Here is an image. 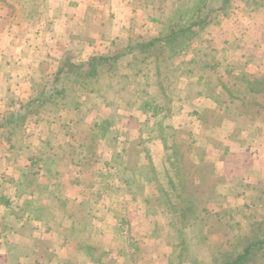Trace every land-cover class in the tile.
<instances>
[{
  "label": "crops",
  "instance_id": "obj_1",
  "mask_svg": "<svg viewBox=\"0 0 264 264\" xmlns=\"http://www.w3.org/2000/svg\"><path fill=\"white\" fill-rule=\"evenodd\" d=\"M85 1L67 0L62 9H56L50 21L37 29L32 38L37 39L34 43L30 38L20 46L15 45L9 37L10 26H0L1 58L12 44L25 51L23 57L15 54L8 57L10 64L24 65L27 72L23 83L15 85V99L26 103L36 95L32 82L44 75L41 63L56 65L65 54L74 62L94 59L110 54L112 39L133 38L135 28L147 32L146 26L154 31L160 27L151 19L150 5L134 8L132 0H106L103 5L107 12L98 16V10L84 4ZM255 2L230 0L224 13L219 9V2H211L213 7L209 2L206 4L202 14L208 13L209 21L203 28L193 29L198 38L180 54L178 71L169 75L170 79H180L173 86L175 90L180 91L187 81L203 87L195 92L199 95L198 104L191 109L176 107L178 116L169 109L171 120L164 121L163 125L157 121L155 130L154 123L148 122V114L128 104L117 111L106 106L94 109L91 115L104 120L95 122L99 129L101 126L99 135L92 137L84 132L78 138L79 144L91 145L86 152L75 141L78 150L70 151L74 135H65L70 123L58 115L60 112L55 119L45 120L33 114L26 125L27 138L25 135L20 138L24 145L19 151L17 141L9 145L0 139V188L7 191L0 195V264H174L173 250L180 241L179 217L173 216L171 220L168 214L161 213L168 206L165 193L171 189L161 170L170 165L175 168L180 160L175 135L181 131L179 128H185L186 114L199 127L190 142L192 149L200 154L198 158L203 162L212 163L211 148H203L202 155L195 139L202 135L200 128L207 126L203 125L206 121L201 114L205 108H213L216 96L222 94L215 91L214 81L217 83L220 76L242 74L264 81V0ZM107 18L110 21L104 24ZM40 36L45 37L43 43L38 42ZM54 47L59 49L58 55L51 52ZM42 49L46 50L44 54ZM194 49L204 51L200 60H194L191 53ZM131 57L124 54L110 60L109 72L101 75V81L116 85L129 72ZM55 68L53 65L48 75L52 76ZM0 79L7 84L11 78L8 73H1ZM6 89L3 87V94H7ZM173 103L176 101L170 100L168 106ZM225 109L232 110L234 117L224 120L222 128L231 125L248 143L243 149L245 167L264 155V121L242 106L226 105ZM113 114L120 118L119 122L112 120ZM131 119H136L138 126L131 127ZM81 123L79 127L90 128V117ZM102 123L108 127L105 135H101L105 127ZM128 134L138 136L137 140L133 141ZM227 134H224L226 139ZM223 144L224 150L219 156L224 161L226 155L234 157L235 150ZM259 162L255 170L261 178L247 181L260 182L250 188L243 184V195L264 194L260 186L264 175L261 176ZM226 190L230 191L229 184ZM240 206L236 205L235 210ZM150 248L159 254H151Z\"/></svg>",
  "mask_w": 264,
  "mask_h": 264
},
{
  "label": "trees",
  "instance_id": "obj_2",
  "mask_svg": "<svg viewBox=\"0 0 264 264\" xmlns=\"http://www.w3.org/2000/svg\"><path fill=\"white\" fill-rule=\"evenodd\" d=\"M201 1L200 5L191 8L188 6L187 0H135L136 5L139 6L145 5L147 2L152 4L151 19L160 24L155 35L148 38L138 36L127 40L112 39L110 43L113 50L110 54L99 55L97 58L87 61L74 62L71 61L70 56L65 55L49 79L43 77L40 79L41 85L35 83L36 95L20 105L16 111L19 116H15L13 113L6 122H12L14 118L22 119L21 116L26 113L38 114L41 119H44L42 117L45 116L42 114L48 111V104L54 97L59 98L63 106L74 112L75 117L81 121L85 113L101 106L110 107L115 111L121 105L133 103L138 110L149 116L165 112L168 109L166 105H169V101L172 100L170 99L171 94L174 93L165 86L163 80L165 75L162 73L164 69H169L171 72L178 71L175 62L177 54L187 51L191 42L197 38V32L193 29L195 27L203 28L209 21L208 13L202 14L206 8L207 0ZM249 1L255 2V0ZM220 3L219 9L224 13V7L227 8L230 0H221ZM255 3L258 4L259 0ZM197 52L196 49L191 51L194 60L200 57L197 56ZM124 54L132 56L128 63L129 72L123 74L116 85L99 82L100 75L108 70L110 60ZM48 85L51 89L47 88ZM215 86L220 87L228 107L242 106L246 112L264 121V81L247 78L243 74L234 77L220 76ZM80 93L83 94V99H81ZM159 96L163 98H160L161 102ZM258 97L261 100L255 101ZM245 98L247 100L250 98L254 108H248L249 104ZM157 104L160 107H157ZM99 134L100 129L97 128L91 136L96 137ZM91 140L93 139L91 138ZM90 149L91 147L88 146V150ZM165 168L166 170L161 171L164 172L166 182L171 188L165 193L169 199L168 207L172 213L179 216L177 230L180 237L178 247L181 252L173 250L175 264H180L184 260L191 264H250L264 256V213H258L260 220L253 222L256 224L251 228L249 234L244 232L245 228L243 227L238 232H234L233 227L230 226L229 230L232 229V233L221 239L229 244L222 243L221 245H232L233 242L234 245L231 250H223L220 244L214 245L210 242L207 231L204 233L201 231L213 214L209 215L202 200L198 204H193L192 192H188L189 194L187 193L183 199L184 185L182 182L181 185H178L177 182V179L182 181L183 177H181L177 166L173 168L170 165ZM174 200H183L184 204H179ZM243 209L250 210L251 205H245ZM214 215H218V212H214ZM221 223L225 224L224 221ZM253 223L250 221L247 224L250 227ZM192 226L195 229L192 230ZM198 237V247L193 252L189 247L193 243H197L194 240ZM239 239L242 240V247H240ZM204 247L206 250L202 254L201 249ZM199 252L205 257L204 261H197V258L200 257Z\"/></svg>",
  "mask_w": 264,
  "mask_h": 264
},
{
  "label": "rangeland",
  "instance_id": "obj_3",
  "mask_svg": "<svg viewBox=\"0 0 264 264\" xmlns=\"http://www.w3.org/2000/svg\"><path fill=\"white\" fill-rule=\"evenodd\" d=\"M66 1L67 0H0V26H2L3 24H4V27L6 28H7V25L10 26V28L8 29L9 34H10L9 37L14 40V43H16L15 45L18 44V46H20L23 44V41L25 42L27 39H30V38H31V43L37 42V39L32 40V38L35 37L34 35L37 29H40V27H42L45 24V21H50L49 18H51V15L54 16L56 9H59V8L62 9V5H64ZM105 1L106 0H92V1L87 0L83 3L84 4L88 3V5L91 4L94 10L96 9L98 10L97 15L99 16V14L103 15V13L107 12V7L103 5V2ZM210 1L211 2L217 1L220 3L221 0H207V3L209 2V4L210 5L212 4V7H213V3H211ZM192 2H193L192 0H187V4L191 8H194L202 3V1L200 2V0H194L195 4L193 3L191 5ZM221 3H220V6H221ZM131 4L134 8H143V7H146L147 5H150L152 7V4L150 2H147L145 5L139 6V5H136L135 0H132ZM223 5L225 6L226 4H223ZM151 12L153 15V9L151 10ZM109 21L110 19L108 18L105 19L104 24L108 23ZM144 29L147 32H143V31L139 32L140 30H137V28H135V32L132 33V37L134 38V37L140 36V37L148 38V37L155 35V33L157 32L156 29L154 31V28L148 29L147 26ZM142 34H145V36H143ZM197 38H198V35H197ZM122 40H127V39H122ZM44 41H45V37L40 36L38 42L43 43ZM15 45L14 44L10 45L9 49L6 50V54L2 56V58L0 55V63H1L0 64V75L1 73H6V74L8 73V75H10V78H11L7 84L5 83V81L3 82V80L0 79V139L1 140L4 139V141L8 142L9 145L11 144L15 145V141H17V144H18L17 151H19L20 149L23 148V145H24V143L20 142V138L23 137L27 133L26 125L29 123L30 118L33 114L26 113V115L21 116L22 119L17 120V118H14L12 122H6L9 116H11V114L13 113H15V116L16 115L19 116V113L16 111L20 107V105L23 104V102L18 101L17 99L14 98L16 95L15 92L17 91L15 89V85L19 83L22 84L23 83L22 79L27 74L26 67L24 65L10 64L8 57H11L14 54L20 57H23L25 54L23 47L17 48V46ZM57 50L59 49L57 47H54L51 49V52L55 55H58ZM45 51H46L45 49H42L41 52L44 54ZM1 52H3V49L2 51L0 49V54ZM180 54H184V53H182L181 51L177 54L176 59H175L176 63H178V61L180 60V57H179ZM186 55H188V53L186 54L185 52V56ZM202 55H204V51L198 50L197 56H200L199 60L201 59ZM3 63L5 64L3 65ZM39 65L41 67V73L44 75L38 79L36 78V80L32 82L33 87H35V83L36 85H41L42 83V81H40L41 78L45 77L46 79H49L51 76L48 74L50 73L51 68H53V65L56 66L54 70L56 71L59 63L56 65L52 64L50 66L46 65L45 63H41ZM107 68L108 70L106 72L108 73L110 66L108 65ZM220 70H223V69H220ZM170 71L171 70L169 69L163 70L162 74L165 75V78L163 80H164L165 86L170 91H172V93H174L173 95L171 94L170 99L175 100L176 103H173V105H170V106L166 105L168 109L165 112H161L159 115L154 114L153 116H150L148 118V122L150 124L154 123V130L157 127V125L155 124L157 121H160V122L162 121V125H163L164 121L168 122L169 120H171V115L169 116L170 114L169 109L172 108L173 109L172 111L175 112L177 110L176 107L184 108V109H191L193 106H195V104H198L197 97L199 95H197L195 92H197L198 89H204L198 84H192V82H189V81H187V84H182V86L184 87L180 91L173 89L174 88L173 86L175 85V83L177 82L176 80H178L179 77L176 80L175 78L170 79L171 77L169 75L172 73ZM106 72L102 73L101 75L106 74ZM101 75L99 77V82L105 84L103 80H102L103 82L101 81ZM213 83L216 84L215 81ZM107 85H111V84H107ZM3 87L4 89L5 87H7L5 91L7 94L2 93ZM47 88L51 89L49 85L47 86ZM219 89L220 87L217 86L215 91H220ZM83 97L84 96L82 94L81 99H83ZM160 98L161 99L163 98L159 96V101L161 102ZM216 98H217V101L215 100V106L213 108H205L206 110L203 111V113L201 114L203 116V119L206 121V123L203 125H207V126H202V129L200 128V130L202 131V135H199V137L195 139L196 145L199 147V151L201 154H202V151H205L204 149L206 147L211 148V151H212L211 155H213V161L210 158L209 161H212V163L211 162L208 163L207 161L203 162L202 159L198 158L200 157V154L197 152V154H199L198 156L197 154H195L194 150L192 149L193 147L190 145V142H192V140L194 139L193 137L195 133L194 131L197 129L199 130V127L197 126L195 119L194 121L190 120L191 117L189 118V115L186 114L185 119H184V121H186L184 124L185 128H179L181 131L176 133L175 135L176 140H177L176 143L180 147V152H179L180 160L178 161L176 166H177V169L181 177H183V180L181 181L177 178L176 179H177V182L179 183L178 185H181V182L184 185L185 190L183 191L184 193L182 195L183 199H185L188 192H192V195L194 196L193 204L194 205L195 203L198 204L202 200L204 202V205L207 206L209 215L213 214V216L208 219V222H207L208 224H205L206 226L202 227L204 229H201V231L202 233L207 231V234H208V237L210 238L211 243H214V245H217V244L221 245L222 243H227L225 240H221L222 237H227L229 236V234L232 233L231 232L232 229L229 230L230 226L233 227L234 232H238V230L241 227H243L245 228L244 232L249 234L251 231V228L256 224V223L254 224L253 222L260 220L258 213L260 214L264 213L263 212L264 194L261 195L260 193L259 194L250 193L247 195L244 194L245 195L244 196L241 193V187L243 186V184H245V186L243 187L250 188V185H253V184L257 185V183L260 182L258 181L254 183L251 180L261 178L260 176L256 175V173L259 171L255 170L257 163L261 159H262L261 162H259V164L260 163L262 164V167H261V164H260V167L263 170V174L261 176L264 175V168H263L264 167V155L263 154H262L263 156L259 155V157L257 158V161L253 163L251 161V163H247L244 167L246 160H245V154L243 152V149L246 148L248 143H246L244 138H242L241 133L238 134L231 125H229L228 127L222 128L221 126L222 123L226 122L224 120L226 119L232 120L234 116H232V112H231L232 110H227V109L224 110L225 106L227 105L224 95L223 94L217 95ZM245 99L247 100V98ZM260 100L261 98L258 97L255 101H260ZM250 101H251L250 98H248L246 102L247 104H249L248 108L252 109L254 108V106L251 104L252 102ZM61 102L62 101H60L59 98L54 97L53 100H51V103L48 104V111L42 114V116H45V117H42V118H44L43 120H45L46 118L55 119V116L58 114V112H60V114L58 115H63L61 117H64L66 120H68L70 124H69V127H67V130H65L66 132L65 135H68V133L70 134L71 137L74 135V140L72 141L73 144L71 145L72 147L70 148V151L73 153L74 151L78 150L75 143L79 144L78 138L80 137V135L83 134L84 132H89L88 134H90L91 136V134L97 128L99 129L96 123L99 122L101 119L103 121L104 118H101L98 116L93 117L92 115L95 112H94V109H91V112L85 113V115L83 116V119H87L90 117L91 119L90 128L86 129L84 127H79V125L82 124L81 120L80 119L78 120L73 114L74 112L70 111L69 109H66ZM177 102H181L182 105ZM129 104L134 105L133 103H129ZM124 106L123 105L119 106L115 111H117L119 108H123ZM157 107H160V106H158L157 104ZM12 108L14 109L12 110ZM59 109L61 110L59 111ZM176 112L174 113V115L178 116ZM91 113L93 114L91 115ZM100 114L104 116L106 115L104 112H101ZM114 116L115 114L112 115V120L117 119L119 122L120 118H116ZM245 116L247 117L248 115H245ZM245 116L244 117L242 116V117L245 118ZM33 117L34 116H32V118ZM245 120H248V119L245 118ZM53 123L55 125L57 124L60 125V123H57L56 121H53ZM103 124L105 125V127L102 131V134L105 135L108 132L107 130L108 127L105 123H102V126ZM137 124H138V121L136 119H131L130 121L131 127L134 125L138 126ZM100 132H101V126H100ZM158 133L160 132L158 131ZM224 134H227V139H226V136H224ZM128 135L131 136L133 141L137 140L138 136L131 135V134H128ZM26 136L27 135H25V137ZM223 143H225V145L228 143L227 144L229 145L228 147L232 148V150H235L233 152L234 157H231L232 154L231 155L229 154L230 155L229 157L225 154L226 158L224 159V161H223V158L219 156V153L222 150H224ZM81 145L84 146V148H82V151L85 150V152L88 151V146H91L88 144L85 145L82 142L79 144L78 148ZM155 152L157 151H154V153ZM251 155H253V153H251ZM18 159L21 161V157L18 156ZM152 162L154 165H156L155 161H152ZM160 164H161L160 162H157V165H160ZM97 165L98 164H96V166ZM243 174H245V176ZM249 179H251L250 182L247 181ZM228 184L230 187V191L226 190V186ZM260 186H261L262 192H264V180H262ZM6 192L7 191L3 190L2 187L0 188V193H1L0 195L6 194ZM248 192H250V190H248ZM239 200L242 202L239 203L240 202ZM174 202H177L179 204H184L183 200L181 201L174 200ZM245 204L246 205L250 204L251 209L250 210L243 209ZM236 205L237 206L241 205L240 208H237V209H240L239 211L235 210ZM255 210L259 212H256ZM214 212H218V215L215 216ZM161 213L168 214L171 220L173 216L179 217L178 214H173L169 210L168 206L163 207L161 209ZM164 219H168V218L164 217ZM221 221H224L225 224L221 223ZM250 221H252L253 225L249 227L247 223ZM202 224H203V221H202ZM169 226L173 228L172 225H169ZM192 229H195L194 226H192ZM198 239L199 237L194 240V241H197V243H193L192 246L189 247L193 252L196 251L198 247ZM239 240L241 241L240 247H242V240L241 239ZM178 244H176L175 246V251L181 252V249L178 247ZM233 245H234V242L232 243V245L231 244L226 245V246L221 245V248L223 250H231ZM161 246H163V244ZM164 246L167 248L168 244L166 245L164 244ZM201 250L203 254L206 250V247L202 248ZM149 251L151 254H155L154 249L150 248ZM158 254L159 253L157 252L155 255H158ZM202 254L200 255V252L198 253L200 257L197 258V261H202V260L204 261L205 257ZM173 263L175 264V261H173ZM180 264H191V263L184 260V262ZM250 264H264V256H261V259L258 258L255 261H253V263H250Z\"/></svg>",
  "mask_w": 264,
  "mask_h": 264
}]
</instances>
